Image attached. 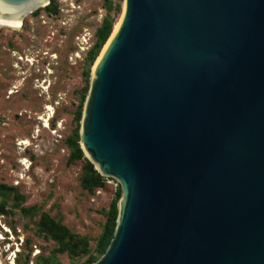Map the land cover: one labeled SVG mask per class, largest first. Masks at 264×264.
<instances>
[{"label": "water", "instance_id": "1", "mask_svg": "<svg viewBox=\"0 0 264 264\" xmlns=\"http://www.w3.org/2000/svg\"><path fill=\"white\" fill-rule=\"evenodd\" d=\"M50 3L0 0V28ZM121 17L80 124L122 189L93 264H264V0H124Z\"/></svg>", "mask_w": 264, "mask_h": 264}, {"label": "rangeland", "instance_id": "2", "mask_svg": "<svg viewBox=\"0 0 264 264\" xmlns=\"http://www.w3.org/2000/svg\"><path fill=\"white\" fill-rule=\"evenodd\" d=\"M55 3L57 15L44 7L28 15L19 30L0 28V185L17 189L25 198L20 207L38 211L24 215L10 196L9 213L0 216V264L83 263L86 257L56 253L55 242L39 235V216L47 213L73 234L87 237L95 252L106 214L122 190L84 152L82 160L70 163L68 142L77 129L80 135L76 116L83 112L96 63L89 64L96 32L107 16L115 29L124 0ZM42 119H49L48 127ZM88 163L104 183L92 192L82 186Z\"/></svg>", "mask_w": 264, "mask_h": 264}, {"label": "trees", "instance_id": "3", "mask_svg": "<svg viewBox=\"0 0 264 264\" xmlns=\"http://www.w3.org/2000/svg\"><path fill=\"white\" fill-rule=\"evenodd\" d=\"M44 10L50 15L58 14V6L55 3V0H51V3L44 8ZM114 27V21L110 16L104 18L100 28L96 32V44L94 48L89 53V64H93L99 56L100 51L106 44L109 39ZM86 77L90 79V71H87ZM89 87L86 91L88 93ZM86 95L84 97L85 102ZM83 106V105H82ZM82 118V109L78 112L76 120L78 123L81 122ZM80 135L79 130L74 133V136L68 142L69 148L72 150V157L70 163L82 160L84 155L83 151L79 145ZM103 178L101 175L94 169V166L91 163H88L85 169V173L82 179V186L84 189L92 192L97 188L103 186ZM14 195L17 200V207L25 201V198L19 194L17 189L9 187L7 185H0V216L7 215L9 213L8 200L11 195ZM118 199L111 205L109 211L106 214L107 221L104 226L102 235L100 236L96 251L92 252L89 245V239L87 237H80L73 234L65 225L60 221H57L55 218L51 217L47 213H43L39 216L37 222L39 235H43L45 238L55 242L57 248L56 253L67 254L70 258L76 257H86V260L83 263L77 264H93L106 252L110 242L114 236L117 218H118V201L121 197V192L117 195ZM21 212L24 215L37 216L38 211L36 207L26 208L20 207ZM53 264V263H48Z\"/></svg>", "mask_w": 264, "mask_h": 264}, {"label": "bare ground", "instance_id": "4", "mask_svg": "<svg viewBox=\"0 0 264 264\" xmlns=\"http://www.w3.org/2000/svg\"><path fill=\"white\" fill-rule=\"evenodd\" d=\"M122 18V17H121ZM121 21V20H120ZM119 24H120V22L116 25V27H115V29H114V32H113V35L115 34V32L117 31V29H118V27H119ZM23 25H24V22H23ZM22 25V26H23ZM11 29H14V30H19V29H21V28H11ZM112 35V36H113ZM109 41H110V39H109ZM109 41L106 43V45H105V47H104V49L107 47V44L109 43ZM103 49V50H104ZM48 109V111L49 112H51L52 111V109L49 107V108H47ZM51 115V114H50ZM44 122H45V126L46 127H48L49 126V119H46V120H44V119H42ZM23 144V143H22Z\"/></svg>", "mask_w": 264, "mask_h": 264}]
</instances>
